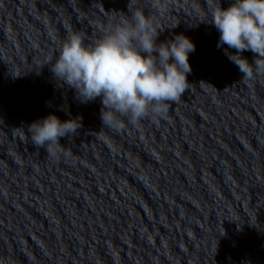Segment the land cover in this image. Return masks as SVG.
Masks as SVG:
<instances>
[{
  "label": "clouds",
  "instance_id": "obj_1",
  "mask_svg": "<svg viewBox=\"0 0 264 264\" xmlns=\"http://www.w3.org/2000/svg\"><path fill=\"white\" fill-rule=\"evenodd\" d=\"M149 3L162 14L169 0ZM129 12L91 45H85L80 32H69L50 66L55 80L74 89L81 103L100 98L102 125L116 132L128 123L166 118L170 102L188 89L189 54L196 47L183 33L158 43L162 30L156 15L143 7H129ZM210 24L220 33L217 47L235 50L225 49V54L243 74L242 80L264 76V0H232L227 8L219 2ZM245 51L254 54L252 63L242 55ZM81 127L82 117L61 121L49 114L27 130L37 149L44 148L47 157L58 160L71 156L60 139H71Z\"/></svg>",
  "mask_w": 264,
  "mask_h": 264
}]
</instances>
